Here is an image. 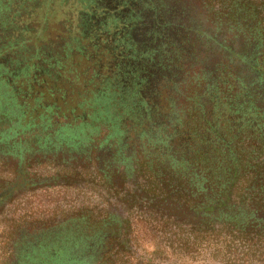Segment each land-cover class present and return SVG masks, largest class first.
I'll list each match as a JSON object with an SVG mask.
<instances>
[{"label":"trees","instance_id":"16d2710c","mask_svg":"<svg viewBox=\"0 0 264 264\" xmlns=\"http://www.w3.org/2000/svg\"><path fill=\"white\" fill-rule=\"evenodd\" d=\"M81 1L57 82L0 47V264H264V0Z\"/></svg>","mask_w":264,"mask_h":264},{"label":"rangeland","instance_id":"374dc122","mask_svg":"<svg viewBox=\"0 0 264 264\" xmlns=\"http://www.w3.org/2000/svg\"><path fill=\"white\" fill-rule=\"evenodd\" d=\"M81 7L83 8L82 12H84L86 9H89V6H85L81 0H41L39 2L38 0H0V30H5L3 35V41H7L8 36L11 33L14 37L15 33L18 32L11 31V28H13V26L9 27L10 30L6 29V27H8V24L10 23V20L8 18L9 14L14 13L13 17H20L19 13L15 12L17 8L20 9L22 12L25 11L27 13L29 17L28 20L30 21L29 23L35 22L36 24H46V22H52L57 24L60 23L62 26V28L59 27L54 29V32L51 31V37H49L50 33L46 34L44 33V31L39 30L38 28H36V32L33 35L32 33L21 32L19 33L18 37H15L14 42L9 40L8 42H6L7 44H0V47H3V45L12 47L15 50L14 54L16 55L17 52L26 53L29 51L30 46L27 44L28 41H33L34 39H37L38 41L46 42V44H48L50 48H48L44 54H42L41 56H39L40 54H34L36 56L31 55V57L38 59V64L33 69H35V71L37 70L42 76V79H44L45 81L57 82L55 77H59V79H62L63 74H67L65 70V64H68L67 62L71 61L72 57L79 54L81 51L85 52L81 44V39L74 40L72 44H67L66 47L58 46L59 39L60 42H63V37L67 36L68 33L75 28V19L74 21H72L71 17L74 15V18L76 16V13L80 12V10L82 9ZM85 12L86 17L82 20V26L85 29L84 39L86 40V36L92 37L93 34L97 33L96 29L98 28L92 27V23L90 20H88L89 17H87L89 15L88 13L93 14L94 12L92 10H86ZM16 23L19 22L16 21ZM42 45L43 44L38 46ZM31 48L34 49L35 44L32 43ZM25 49H28V51H25ZM23 58L25 57L21 56L19 60L21 59L20 61H23ZM8 71L9 69L7 66L3 64L0 65L1 94H4L5 90H8L7 83L3 79H1L2 74L5 73L8 77H10ZM28 73L29 71L25 70L24 72H21V75L23 78H25ZM11 172V166H0V182L4 181L7 183L9 181ZM25 197L26 199L31 201L28 205V208L29 210H31V212L34 210H41V214L43 215V213L47 211L46 204H48V201H44L46 199V196L40 195V192L35 190L34 192L27 193ZM49 197L55 198L53 194H51ZM18 205L19 201H15L13 202V204H7L6 206H10L9 209L11 211L6 212L5 215H9V213H14L17 210L16 206ZM2 216H0V218ZM2 259L4 260V257Z\"/></svg>","mask_w":264,"mask_h":264}]
</instances>
